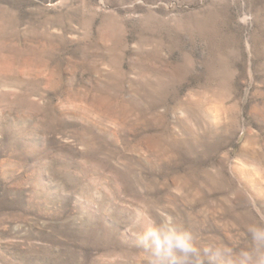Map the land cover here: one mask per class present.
Wrapping results in <instances>:
<instances>
[{
  "label": "rangeland",
  "instance_id": "374dc122",
  "mask_svg": "<svg viewBox=\"0 0 264 264\" xmlns=\"http://www.w3.org/2000/svg\"><path fill=\"white\" fill-rule=\"evenodd\" d=\"M264 264V0H0V264Z\"/></svg>",
  "mask_w": 264,
  "mask_h": 264
},
{
  "label": "clouds",
  "instance_id": "9594fccd",
  "mask_svg": "<svg viewBox=\"0 0 264 264\" xmlns=\"http://www.w3.org/2000/svg\"><path fill=\"white\" fill-rule=\"evenodd\" d=\"M264 237V230L256 233V238ZM143 239L150 241L152 246L151 259L153 264H176L177 253H182L184 257L192 252V245L190 243V234L186 231L177 230L175 227L162 229L160 227H150L144 233ZM243 259L240 264H247V261L252 257L249 253L242 254ZM222 264H229V261L222 260Z\"/></svg>",
  "mask_w": 264,
  "mask_h": 264
}]
</instances>
